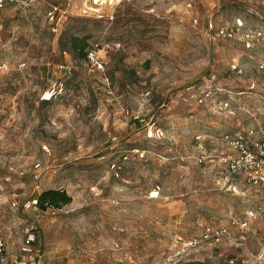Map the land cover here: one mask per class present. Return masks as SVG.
I'll return each instance as SVG.
<instances>
[{
    "label": "rangeland",
    "instance_id": "rangeland-1",
    "mask_svg": "<svg viewBox=\"0 0 264 264\" xmlns=\"http://www.w3.org/2000/svg\"><path fill=\"white\" fill-rule=\"evenodd\" d=\"M238 20L264 31V0H42L5 11L0 234L12 258L33 235L35 264H264V215L249 218L261 196L241 177L225 182L229 149L211 141L264 133V47L211 39ZM73 37L121 49L102 52L97 71L70 53ZM210 84L214 101L199 104ZM49 190L73 202L40 211ZM207 228L227 235L206 241Z\"/></svg>",
    "mask_w": 264,
    "mask_h": 264
},
{
    "label": "built area",
    "instance_id": "built-area-1",
    "mask_svg": "<svg viewBox=\"0 0 264 264\" xmlns=\"http://www.w3.org/2000/svg\"><path fill=\"white\" fill-rule=\"evenodd\" d=\"M42 0H0V28L4 20L5 11L9 7H14L22 13L28 12L34 5ZM58 8H54L49 13V17H53L58 12ZM213 41L216 40H237L244 46L247 51L259 50L264 46V31L263 30H246L241 20L237 21V24L233 28H220L217 30L215 36L211 37ZM121 49L120 44L94 46L89 52L87 61L97 71L104 69V60L100 57L102 52L119 51ZM264 69V66H261ZM235 70L239 73H243L241 69L235 66ZM216 89L214 85H208L205 88L203 98L198 103L203 104L206 100L215 99ZM228 104H225V108H228ZM129 115V113H127ZM193 115L191 118L193 119ZM136 121L143 122L139 117L135 118ZM202 137H197L198 141H201ZM213 144H221L226 146L230 151L228 155H223L221 158L222 164L226 167L227 174L224 178L225 182L230 184V181L234 177H241L245 180L246 184L255 189L261 196V203L259 207L249 214V218L257 219L264 215V133L258 138L253 133H236V134H224L219 137H211ZM201 148V146H200ZM128 158L125 157L126 161ZM206 156L202 155L199 159V163L203 164L206 161ZM121 168L113 164L112 171L117 177L120 175ZM231 185V184H230ZM158 197V193L156 196ZM245 222L242 227H247ZM227 235V230L215 231L211 228H207L205 232V240H213L219 243L222 238ZM35 243V237L28 235L23 243L21 253L12 258L9 252V245L6 239L0 234V264H35V256H33L32 246Z\"/></svg>",
    "mask_w": 264,
    "mask_h": 264
},
{
    "label": "trees",
    "instance_id": "trees-1",
    "mask_svg": "<svg viewBox=\"0 0 264 264\" xmlns=\"http://www.w3.org/2000/svg\"><path fill=\"white\" fill-rule=\"evenodd\" d=\"M217 33V32H216ZM260 47L259 49L263 48ZM91 46L86 39H80L73 37L70 40L69 51L71 54H75L81 59L87 60L88 52L91 50ZM256 50H253V52ZM73 202V199L65 191L49 190L43 192L38 200L37 207L40 211H59L69 206Z\"/></svg>",
    "mask_w": 264,
    "mask_h": 264
},
{
    "label": "crops",
    "instance_id": "crops-1",
    "mask_svg": "<svg viewBox=\"0 0 264 264\" xmlns=\"http://www.w3.org/2000/svg\"><path fill=\"white\" fill-rule=\"evenodd\" d=\"M230 151V150H229Z\"/></svg>",
    "mask_w": 264,
    "mask_h": 264
}]
</instances>
